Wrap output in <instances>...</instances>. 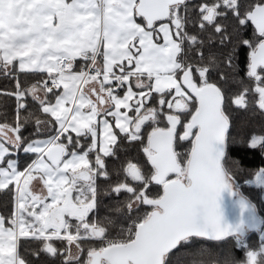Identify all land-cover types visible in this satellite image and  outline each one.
Returning a JSON list of instances; mask_svg holds the SVG:
<instances>
[{
    "label": "snow or ice",
    "instance_id": "obj_1",
    "mask_svg": "<svg viewBox=\"0 0 264 264\" xmlns=\"http://www.w3.org/2000/svg\"><path fill=\"white\" fill-rule=\"evenodd\" d=\"M0 76V264H172L196 238L243 252L212 264H264V216L227 166L232 144L264 156V125L231 136L234 111L264 115V0H0ZM124 141L145 162L121 163L100 220ZM250 177L264 193V167Z\"/></svg>",
    "mask_w": 264,
    "mask_h": 264
},
{
    "label": "trees",
    "instance_id": "obj_2",
    "mask_svg": "<svg viewBox=\"0 0 264 264\" xmlns=\"http://www.w3.org/2000/svg\"><path fill=\"white\" fill-rule=\"evenodd\" d=\"M239 55L242 63V54L239 53ZM11 87L12 85L9 83V81L6 78L0 76V88L10 89ZM13 109L14 100L6 96H0V116H2L4 113L12 111ZM233 115L234 118L231 128L232 137H238V134L245 130V128H242L241 125L246 126L248 129L253 127L258 128L261 125H264V116L261 115L259 111H234ZM31 130L32 129L29 126L28 130L25 131L24 134L27 136ZM138 149L139 145H129L127 141H124L120 144L118 149L119 159L115 157L108 159L107 163L111 173V179L109 181H105L103 179L99 181V207L94 214L97 219L102 220L104 217L108 216L112 207L116 205V194L106 192V189L111 184L123 179L122 172L120 175H117V172L121 167V163L126 162L127 159L130 158H135L133 159V162H145V158L143 157L142 153H140L139 157L137 158ZM19 157L20 163L24 164L26 159L24 153L21 152ZM233 162L238 163L239 166L244 169V172L238 174L237 176L238 181L241 182L243 193L258 205L260 215L264 216V200L262 199L261 190L254 185L243 183L245 179L251 178V173L264 165V156L260 154L259 150L240 148L239 146L232 144L229 146L228 150L227 166L234 169L235 164ZM147 167L150 168V165ZM157 190L158 186H153V191L155 192ZM9 199V194L0 192V214L6 213L7 209L5 208V204L9 201ZM119 199L124 200L125 195H121ZM257 239L258 235L255 233L246 240L250 246L253 248H258L259 242ZM234 244L235 241L233 238H225L223 241H207L201 238H196L195 243L184 245L174 251L172 264H212L215 255L221 251L225 253L234 251L236 256H243V252L234 249ZM34 247L35 245L33 243L22 240L20 251L24 253L26 249L30 250ZM41 262L42 264H56L54 260L43 255L41 256Z\"/></svg>",
    "mask_w": 264,
    "mask_h": 264
},
{
    "label": "water",
    "instance_id": "obj_3",
    "mask_svg": "<svg viewBox=\"0 0 264 264\" xmlns=\"http://www.w3.org/2000/svg\"><path fill=\"white\" fill-rule=\"evenodd\" d=\"M224 217L229 222H234L237 218L238 209L233 205L229 198L225 197L223 201Z\"/></svg>",
    "mask_w": 264,
    "mask_h": 264
},
{
    "label": "flooded vegetation",
    "instance_id": "obj_4",
    "mask_svg": "<svg viewBox=\"0 0 264 264\" xmlns=\"http://www.w3.org/2000/svg\"><path fill=\"white\" fill-rule=\"evenodd\" d=\"M251 37V30H249L248 32H247V34L245 35V37L244 38H250ZM240 54H242V58H243V62H242V65H244V64H246V56H247V48L245 47V48H243L242 50H241V52H240ZM241 74H243V73H241ZM245 82H247V81H245ZM256 232H249L248 234H247V236H246V239H248L249 237H251L252 235H254ZM257 235H258V242H259V234L258 233H256Z\"/></svg>",
    "mask_w": 264,
    "mask_h": 264
},
{
    "label": "rangeland",
    "instance_id": "obj_5",
    "mask_svg": "<svg viewBox=\"0 0 264 264\" xmlns=\"http://www.w3.org/2000/svg\"><path fill=\"white\" fill-rule=\"evenodd\" d=\"M264 116V115H263ZM264 167V165L262 166ZM259 169V168H258ZM237 181H238V178H237ZM238 183L240 184V190L241 192L243 193V190H242V186H241V182L238 181ZM255 186V185H254ZM262 193V192H261ZM244 194V193H243ZM262 199L264 200V193H262Z\"/></svg>",
    "mask_w": 264,
    "mask_h": 264
}]
</instances>
